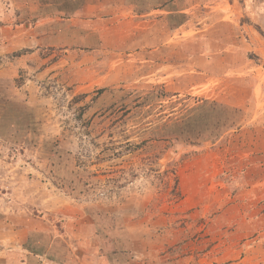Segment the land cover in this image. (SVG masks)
Instances as JSON below:
<instances>
[{
	"label": "rangeland",
	"instance_id": "374dc122",
	"mask_svg": "<svg viewBox=\"0 0 264 264\" xmlns=\"http://www.w3.org/2000/svg\"><path fill=\"white\" fill-rule=\"evenodd\" d=\"M39 1L0 0V264L240 260L242 216L264 233L228 186L263 173L264 0H88L63 12L78 46L41 45Z\"/></svg>",
	"mask_w": 264,
	"mask_h": 264
},
{
	"label": "crops",
	"instance_id": "0c3cea01",
	"mask_svg": "<svg viewBox=\"0 0 264 264\" xmlns=\"http://www.w3.org/2000/svg\"><path fill=\"white\" fill-rule=\"evenodd\" d=\"M85 1H88V0H51L52 3L48 2V0H40L39 1V2H41L40 6H42L44 3H46L48 6L51 5L50 11L54 10V12L56 14L54 17V20H55L54 23L53 22L51 23L52 28H49L47 26L48 24H45L44 21H42L44 23L39 22V25L36 27L37 34H39L38 39H39V42L41 43V45L50 44L52 42V40H58L59 44H62L61 39H63V41L65 40V43L70 42V41H68L69 39L74 41L75 38L72 36L75 32H79L81 34V31H82L80 29L81 27L78 29L75 28V25L77 23H73L74 18L73 17L72 18L64 17L65 13H63V12H66L65 9L66 10L71 9L75 13L77 20H79V19H81L80 17L82 16V14H81L82 12L88 13L89 10H90L89 12H91V9L86 8L89 5H85L84 4ZM99 1H100L99 7L97 6V8H99V9L97 11L100 12V10H101V13L105 14V15H106L109 7H111V8L115 7V10H120L122 8V4H119L121 1H117V0L116 1L99 0ZM122 1H124V0H122ZM177 1L178 0H146L145 2H140V0H131L130 2H132V9L133 10L137 9L139 6V8L145 7L146 10H144V11H149L151 8L155 9L158 6L165 4L164 7L160 11L166 12V10H167V12H169V13H174L175 11H173L171 9H172V7L175 6V3ZM140 3H142L143 6H140ZM72 5L74 7H72ZM186 10L187 9L181 10V11L186 12ZM69 13L70 12H68V16L70 15ZM101 13L99 14V16H102ZM118 14H121V13H118ZM71 21H72V23L70 24ZM83 23H84V20L82 22L80 21L81 26ZM77 27H78V25H77ZM57 35L59 36V38L56 37ZM69 35H70V38H69ZM75 42H76V40L74 42L70 43L71 46H75V45L78 46L77 43H75ZM64 45L65 44H63V46ZM79 46H84V44L81 42V43H79ZM252 101L253 102H251L250 108L252 111H254L255 107H256V103L254 102L253 98H252ZM262 125H263V134H262V137H259L260 138V140H259V144H260L259 145L260 146L259 151L261 152V155L263 156V165H262L263 167L261 168L263 173L260 174L261 177L255 179V180H250V178L242 177V179H240L239 181L242 180L243 183L240 184L238 182L237 184H235V182H229V184H228L229 187L231 184H232V186H234L232 189H253L254 190L253 192H255V194L258 195L259 200H262L264 198V195L261 193V192H264L263 190L262 191H256L255 190V189H264V111H263V124ZM259 136H261V134H259ZM251 193H252V191H251ZM248 205H250L252 208H254V205L256 207V204L251 203V204H247L246 206H248ZM261 205H263V207H264V204H261ZM250 206L247 207L248 210L251 208ZM257 207H258V205H257ZM263 207L259 208L260 211H263V209H262ZM254 215H257V213H255ZM260 215H261V217H258L259 219H254L251 216H249L248 214L243 215L244 217L242 216L243 223H241V224L244 225V227H242L243 229H246L247 227H251V229H253L254 223L251 222V220H255V221L260 220L257 222H258V225H260L262 227L259 229L257 228L256 230H260L261 233L255 237H253L251 240H244V242H243L244 243L243 244V247H244L243 252L244 253L242 252L243 254L240 256L241 259L232 263V264H264V233L262 232L263 231V213H261ZM254 228H256V227H254ZM257 240L259 242H256L252 245V242L257 241ZM251 258H254L255 260H251Z\"/></svg>",
	"mask_w": 264,
	"mask_h": 264
},
{
	"label": "trees",
	"instance_id": "16d2710c",
	"mask_svg": "<svg viewBox=\"0 0 264 264\" xmlns=\"http://www.w3.org/2000/svg\"><path fill=\"white\" fill-rule=\"evenodd\" d=\"M234 111H235V109H234ZM226 127H227V126H225V125H224V127L222 126V130H225ZM219 129H220V128H219ZM222 130H221V131H222Z\"/></svg>",
	"mask_w": 264,
	"mask_h": 264
}]
</instances>
